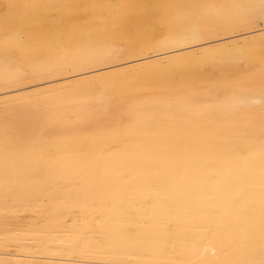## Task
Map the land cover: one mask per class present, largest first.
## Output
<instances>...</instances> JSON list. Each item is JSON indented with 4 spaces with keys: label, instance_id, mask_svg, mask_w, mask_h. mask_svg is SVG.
Here are the masks:
<instances>
[{
    "label": "bare ground",
    "instance_id": "1",
    "mask_svg": "<svg viewBox=\"0 0 264 264\" xmlns=\"http://www.w3.org/2000/svg\"><path fill=\"white\" fill-rule=\"evenodd\" d=\"M260 22L264 0H0V86L117 61L1 91L0 264H264Z\"/></svg>",
    "mask_w": 264,
    "mask_h": 264
},
{
    "label": "rangeland",
    "instance_id": "2",
    "mask_svg": "<svg viewBox=\"0 0 264 264\" xmlns=\"http://www.w3.org/2000/svg\"><path fill=\"white\" fill-rule=\"evenodd\" d=\"M261 27H264V23L263 22H260V25L254 27V29H259ZM244 31H246V30L241 29L240 31H237V33H241V32H244ZM225 36L226 35H223V33H221V35H220V37H225ZM151 54H154V53H149V55H151ZM124 58L125 57H121V58H119L117 60L124 61L125 60ZM115 61L114 60H111V61L110 60L109 61H91L89 63H86V64L82 65V66L69 67L67 69V71H65L64 73H61V74H52V75H46V76H37V77H33L31 79H28V80H25V81H21V82L8 83L6 85H1L0 86V93H1V91L4 92V90L12 89V88H15V87H18V86H26V85L33 86V85H36V84L41 83L42 81H46V80H53L54 81L53 83H59V82L65 81L67 79H72V78L78 77L79 74H80V72H82V71H88V70H91V69H94V68H98V67H100V66H102L104 64H110V63H113ZM63 77H66V78H63ZM30 89H33V88H30ZM30 89H28V90H30ZM0 181H1V179H0ZM2 193L4 195H2V194H0V195L7 196L6 199H8L9 194H6L5 195L4 192H2ZM27 194L28 195H26V193L21 194L20 197H22V198H26V197L27 198H30L31 200H29V201H32V203H37L38 205L35 208L37 209V212L38 213H36V215H42V216L44 215V217H46L47 213H46L44 207L41 206V198H42V196H45L46 194L39 193L37 191L32 192V193H27ZM71 196H72V194H67L66 195V198H70ZM95 196L101 197L102 195H95ZM54 198L56 199L58 197L57 196H54ZM43 202H45V201H43ZM13 204H15V203L13 202ZM53 206H56V205L54 204ZM76 210L77 209H74L72 211V213L69 214V216L67 217L66 220L71 219L73 216H78V214L73 213ZM23 215H24L22 217L23 220H25V221H29L30 220V218H29V216H28L27 213H25ZM29 215H31V214H29ZM149 251L150 250H147L148 253H150Z\"/></svg>",
    "mask_w": 264,
    "mask_h": 264
}]
</instances>
